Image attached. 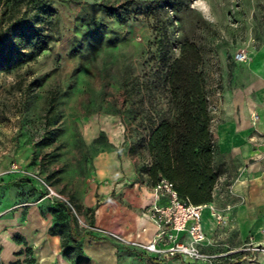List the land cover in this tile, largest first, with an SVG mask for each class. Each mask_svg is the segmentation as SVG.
I'll return each instance as SVG.
<instances>
[{
  "label": "rangeland",
  "instance_id": "374dc122",
  "mask_svg": "<svg viewBox=\"0 0 264 264\" xmlns=\"http://www.w3.org/2000/svg\"><path fill=\"white\" fill-rule=\"evenodd\" d=\"M171 1L0 0V48L13 51L8 61L0 55V193L41 199L21 170L34 172L73 209L60 200L50 205L62 204L84 229L76 201L89 187L94 154L111 140L141 176L145 134L168 107L163 55L170 62L184 41L202 56L213 111L222 63L262 37L264 0ZM27 25L46 39L44 49L17 37ZM216 164L219 174L230 166L223 157Z\"/></svg>",
  "mask_w": 264,
  "mask_h": 264
},
{
  "label": "crops",
  "instance_id": "0c3cea01",
  "mask_svg": "<svg viewBox=\"0 0 264 264\" xmlns=\"http://www.w3.org/2000/svg\"><path fill=\"white\" fill-rule=\"evenodd\" d=\"M244 49L248 60L222 63L211 112L216 159L226 158L230 166L220 174L210 202L225 214L226 224L218 226L208 208L201 214L202 229L215 242L205 248L209 252L238 249L249 237L264 241V152L251 140L255 129L264 133V28L258 43ZM252 112L259 116L255 125ZM107 144V150L94 154L89 187L76 204L88 224L146 243L156 231L147 214L156 202L152 185L145 171L136 175L116 143ZM65 222L57 220L47 199L1 192L0 264H188L181 257H158ZM234 264H264V255Z\"/></svg>",
  "mask_w": 264,
  "mask_h": 264
},
{
  "label": "trees",
  "instance_id": "16d2710c",
  "mask_svg": "<svg viewBox=\"0 0 264 264\" xmlns=\"http://www.w3.org/2000/svg\"><path fill=\"white\" fill-rule=\"evenodd\" d=\"M26 29L27 33L17 37L26 45L33 44L38 51L44 49L46 39L42 34L31 25ZM1 33L0 24V37ZM16 54L23 56L18 51ZM165 54L160 78L168 107L149 125L145 134L149 163L144 171L152 186L166 179L181 198L196 205L209 203L220 174L211 130L210 100L200 70L202 56L198 48L188 41L180 45L179 56L170 62ZM0 55L1 60L8 61L13 51L1 47ZM53 211L58 221L65 220V224L73 226V219L66 214L62 204L60 209L53 207Z\"/></svg>",
  "mask_w": 264,
  "mask_h": 264
},
{
  "label": "built area",
  "instance_id": "2783aa9c",
  "mask_svg": "<svg viewBox=\"0 0 264 264\" xmlns=\"http://www.w3.org/2000/svg\"><path fill=\"white\" fill-rule=\"evenodd\" d=\"M233 58L236 61H246L249 58V53L245 49H240L235 52ZM258 118L259 116L256 112L251 113L253 125L258 121ZM255 132L256 134L251 137V140L254 144L259 145L262 148V152H264V133H260L257 129H255ZM24 172L38 186L42 194L41 199H47L51 203L60 200L73 209L70 202L58 194L40 175L21 170V173L24 174ZM152 191L156 202L148 208L147 214L155 223L156 231L153 238L146 243L127 241L119 233L88 223H82L79 220L80 226L90 231H96L118 242L139 247L146 253L158 257H181L188 264H234L242 259L254 260L257 254L264 255V241L254 242L251 237L238 249L229 248L220 252L205 250L206 247L214 245L215 242L207 237L202 229V210L204 208L210 209L218 226L226 224L225 214L217 211L210 202L196 205L187 199L181 198L174 189L173 184L166 179H161L152 186ZM230 208V205L226 206V210Z\"/></svg>",
  "mask_w": 264,
  "mask_h": 264
}]
</instances>
